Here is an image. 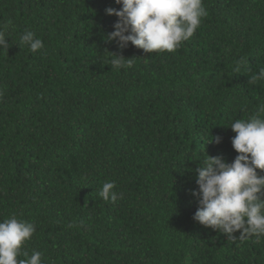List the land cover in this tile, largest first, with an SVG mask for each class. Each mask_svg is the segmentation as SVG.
<instances>
[{
	"label": "trees",
	"instance_id": "obj_1",
	"mask_svg": "<svg viewBox=\"0 0 264 264\" xmlns=\"http://www.w3.org/2000/svg\"><path fill=\"white\" fill-rule=\"evenodd\" d=\"M204 6L192 38L147 53L106 42L115 0H0V220L36 225L21 251L43 264H264V236L201 225L192 195L200 160L233 162L230 124L264 104V80L250 83L264 0ZM25 29L44 50L18 44ZM111 52L133 66L112 70ZM105 182L123 199L104 201Z\"/></svg>",
	"mask_w": 264,
	"mask_h": 264
},
{
	"label": "clouds",
	"instance_id": "obj_2",
	"mask_svg": "<svg viewBox=\"0 0 264 264\" xmlns=\"http://www.w3.org/2000/svg\"><path fill=\"white\" fill-rule=\"evenodd\" d=\"M122 5L120 10L107 8L106 14L115 15L118 21L114 31L105 38L116 42L120 49L129 44L147 53L174 52L188 41L208 16L204 0H115ZM7 32L0 28V50L10 47ZM18 44L26 46L33 53L42 51V39L30 29L19 36ZM112 53V52H111ZM108 65L112 70L128 69L133 66L132 58L112 53ZM246 61L242 58L241 63ZM239 71V67L237 68ZM264 80V68L253 75L250 83ZM0 95H3L0 92ZM264 104L257 114L248 119H236L230 127L236 135L232 145L238 153L231 163L221 156H207L195 170L198 190L192 195L199 207L193 219L205 227L227 234L229 239L264 236ZM216 136L209 142L220 143ZM258 170H261L258 172ZM115 182H105L99 191L104 201L115 203L123 199L117 192ZM242 230V231H241ZM36 232V225L13 213L0 220V264H43V253L33 250L29 256L21 251L22 246ZM23 256L22 259H17Z\"/></svg>",
	"mask_w": 264,
	"mask_h": 264
}]
</instances>
